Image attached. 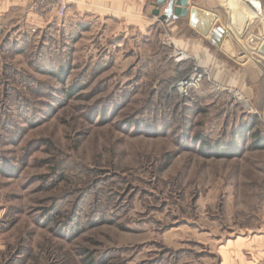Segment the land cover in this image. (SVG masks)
<instances>
[{
    "label": "rangeland",
    "instance_id": "obj_1",
    "mask_svg": "<svg viewBox=\"0 0 264 264\" xmlns=\"http://www.w3.org/2000/svg\"><path fill=\"white\" fill-rule=\"evenodd\" d=\"M223 16L231 53L264 30ZM33 27L0 23V264H216L217 234L263 222L264 64L210 70L160 23Z\"/></svg>",
    "mask_w": 264,
    "mask_h": 264
},
{
    "label": "crops",
    "instance_id": "obj_2",
    "mask_svg": "<svg viewBox=\"0 0 264 264\" xmlns=\"http://www.w3.org/2000/svg\"><path fill=\"white\" fill-rule=\"evenodd\" d=\"M67 13L76 21L109 19L119 22L125 29L148 30L152 26L160 23L161 26L169 27L170 32L176 38L177 44L181 45L188 52L192 53L201 66L204 62H211L212 55L222 54L225 59L239 66L245 67L250 62L264 64V57L258 54V48L264 43V30L261 34L253 36V45L247 44L246 49L242 47V52L228 51L231 41V32L224 24L223 12L226 8L235 11L237 17H241L240 24H232L231 31L239 38H244V34L251 27V24L258 22L264 29V0H189L192 8V15L196 23L193 28L189 24V19L181 18L171 20L164 24L158 21L153 15V3L157 0H70ZM236 2L237 8L233 9ZM30 0H0V23H8L11 28L23 29L30 26H40L41 21L29 10ZM231 4H233L231 6ZM70 12V13H69ZM247 12V13H246ZM241 14V15H240ZM243 14V15H242ZM249 16V17H248ZM231 19V18H230ZM232 20V19H231ZM226 23V22H225ZM263 24V25H262ZM221 28L224 34L217 44H214L211 34L214 29ZM240 32V33H238ZM239 34V35H237ZM247 34V33H246ZM252 39V35H248ZM252 40V42H253ZM210 47L214 48L212 53ZM215 59L213 70L223 75L229 74L236 77L238 69L229 66L226 61ZM262 223L255 228L254 224L246 227H236L230 229V234L222 232L216 235L214 243V256L216 264H263L264 263V218ZM252 226V227H251ZM2 248V247H1ZM0 248V249H1ZM1 252V250H0Z\"/></svg>",
    "mask_w": 264,
    "mask_h": 264
},
{
    "label": "water",
    "instance_id": "obj_3",
    "mask_svg": "<svg viewBox=\"0 0 264 264\" xmlns=\"http://www.w3.org/2000/svg\"><path fill=\"white\" fill-rule=\"evenodd\" d=\"M152 5L154 7L153 15L158 18L159 22L167 24L171 20L188 17L190 26L193 28L196 27V23L192 15V8L189 5V0H157ZM223 34V29H214L211 34L213 43L217 44ZM257 51L258 54L264 57V43L260 45Z\"/></svg>",
    "mask_w": 264,
    "mask_h": 264
},
{
    "label": "built area",
    "instance_id": "obj_4",
    "mask_svg": "<svg viewBox=\"0 0 264 264\" xmlns=\"http://www.w3.org/2000/svg\"><path fill=\"white\" fill-rule=\"evenodd\" d=\"M70 2H71L70 0H30L29 10L34 16H36L41 21V24H43L46 19H49L52 16H55V18L57 19L66 18ZM36 27L38 28V26ZM36 27H33L32 29H35ZM170 43L171 42L169 41L168 45H170ZM180 53H183L186 56L185 62L190 59V56L187 55V53L179 49H176L175 51H173L172 55L170 56L171 60L175 64L177 60L176 59L177 57L175 56ZM195 70L200 73L199 77L196 79V81H199V78H201L202 74H204L205 72L201 73L198 67H196V69H194L193 71ZM181 82L182 81H179V83ZM189 83H191V81H189ZM222 90L225 89L222 88ZM227 91L231 94L233 93V96L236 101L238 100L239 102L245 103L243 97L239 93H236L231 89H228ZM245 107H248L247 103H245Z\"/></svg>",
    "mask_w": 264,
    "mask_h": 264
},
{
    "label": "bare ground",
    "instance_id": "obj_5",
    "mask_svg": "<svg viewBox=\"0 0 264 264\" xmlns=\"http://www.w3.org/2000/svg\"><path fill=\"white\" fill-rule=\"evenodd\" d=\"M228 1V0H227ZM228 3H231V2H229L228 1ZM233 4H231V6H232ZM233 7V9H235V8H237V4H236V2L234 3V5L232 6ZM230 12V14H231V22H232V24L234 23H236L237 24V22H238V24H240L239 22H241V17H238V21H236L235 20V16H236V14H235V11H233V10H230L229 11ZM247 13V12H246ZM241 15V14H240ZM243 15V14H242ZM249 17V16H248ZM263 24H264V22H262ZM233 24V25H234ZM238 33H240V32H238ZM237 35H239V34H237ZM175 57H177L176 59V66H181V65H183V64H185V59H186V56L183 54V53H180V54H177ZM199 68V67H198ZM189 75V74H188ZM187 74H186V76H184L183 77V79H182V82L181 83H176L175 84V88H176V90L177 91H179L180 93H183L184 92V90L186 89V86L185 85H187V84H189V81H191V82H193V81H196V79L199 77V75H200V73L198 72V71H192V73L188 76Z\"/></svg>",
    "mask_w": 264,
    "mask_h": 264
},
{
    "label": "trees",
    "instance_id": "obj_6",
    "mask_svg": "<svg viewBox=\"0 0 264 264\" xmlns=\"http://www.w3.org/2000/svg\"><path fill=\"white\" fill-rule=\"evenodd\" d=\"M62 67V66H61ZM52 74V71H48V74ZM252 131V128L251 129H249V132H251ZM255 136H257V133H253V135H252V137H255ZM254 146V145H253ZM88 262L90 263V264H92V261L90 260V258L89 257H87V258H85V263L86 264H88Z\"/></svg>",
    "mask_w": 264,
    "mask_h": 264
}]
</instances>
